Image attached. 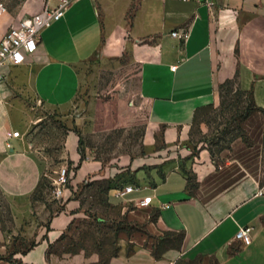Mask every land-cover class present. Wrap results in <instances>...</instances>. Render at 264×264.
<instances>
[{
	"label": "crops",
	"instance_id": "0c3cea01",
	"mask_svg": "<svg viewBox=\"0 0 264 264\" xmlns=\"http://www.w3.org/2000/svg\"><path fill=\"white\" fill-rule=\"evenodd\" d=\"M42 3L26 0L17 15L2 16L0 38L9 24ZM124 53L139 63V94L148 102L151 128L163 129L165 152L184 140L198 111L219 103V85L227 79L236 77L238 87L251 90L255 104L264 108V0H72L64 15L40 32L33 55L0 68V193L11 234L33 244L14 257L21 264H85L83 253L61 259L55 250L81 212L79 185L101 179L107 190L99 220L125 221L130 231L122 240L132 247L109 264H264L260 110L243 122L251 146L237 138L220 153L227 161L216 164L202 148L187 163L195 175L191 188L173 157L132 173L107 174L99 161H80L76 137L69 133L61 155L74 169L63 198L52 199L62 208L33 199L46 168L35 151L36 116L25 96H47L44 104L56 107L61 101L50 98L54 81L48 64L70 67L95 55L113 61ZM153 140L151 132L149 147ZM127 185L134 189L117 195ZM145 196L151 197L149 204L138 205ZM245 226L251 235L247 245L235 239ZM154 238L167 245L158 251ZM0 264L11 263L0 259Z\"/></svg>",
	"mask_w": 264,
	"mask_h": 264
},
{
	"label": "rangeland",
	"instance_id": "374dc122",
	"mask_svg": "<svg viewBox=\"0 0 264 264\" xmlns=\"http://www.w3.org/2000/svg\"><path fill=\"white\" fill-rule=\"evenodd\" d=\"M8 12L17 15L26 0H5ZM46 66V65H44ZM50 81H54V92L50 97L56 107L45 105L49 99L39 94L25 96V101L34 107L36 116L31 133L34 135L35 151L45 162V176H54V171L61 166L68 170L74 167L62 158L65 141L69 133L77 140L80 161L96 160L107 168V174L132 173L138 167L147 168L149 164H158L161 158L173 157L178 166L188 176L191 188L195 175L187 169V163L198 155L202 148L213 152L216 164L227 161L220 153L230 149L231 139L237 134L239 118L237 111L244 105L235 103V90L238 88L236 77L230 79V92L223 105H210L198 111L191 125L185 129L183 141L175 142L167 152L162 138L163 129H152L148 121L149 105L139 94V63L127 53L113 61L102 60L95 55L89 60L70 67L48 64ZM46 76V75H45ZM46 76V77H47ZM235 117V119H233ZM154 137L152 147L148 146V136ZM247 146L252 140L246 135L241 138ZM261 168V180L264 181V137L258 157ZM46 177V178H48ZM111 177V176H110ZM108 177V178H110ZM113 178V177H111ZM47 183V180H42ZM107 183L93 179L81 183L75 196L81 201V212L56 247L55 253L61 259L69 255L83 253L85 264H109L112 256L118 253H129L132 247L122 240L130 231L122 219L99 220L100 212L105 211L102 199L105 196ZM43 201L54 209L62 206L60 201H53L50 191L44 187ZM33 195L38 196L39 192ZM12 219L7 213V205L0 193V259L11 260L19 264L14 255L24 253L31 245L30 241L11 234ZM177 237L170 238L175 244ZM153 243L158 251L167 245L165 239L154 238Z\"/></svg>",
	"mask_w": 264,
	"mask_h": 264
},
{
	"label": "built area",
	"instance_id": "2783aa9c",
	"mask_svg": "<svg viewBox=\"0 0 264 264\" xmlns=\"http://www.w3.org/2000/svg\"><path fill=\"white\" fill-rule=\"evenodd\" d=\"M72 0H43L42 8L27 16L17 19L9 24L0 38V68L4 65H19L26 61L28 56L33 55L38 48L40 32L59 20ZM188 2L190 0H180ZM8 13L5 0H0V18ZM177 35L178 32H172ZM176 66H171L175 70ZM2 75L0 74V83ZM54 176H50V194L54 199H61L68 188L70 171L66 166H61L54 171ZM134 189L132 185L124 186L117 191V195H124ZM150 196L142 198L138 205H148ZM235 239L247 245L251 242L250 227H241L235 233Z\"/></svg>",
	"mask_w": 264,
	"mask_h": 264
},
{
	"label": "trees",
	"instance_id": "16d2710c",
	"mask_svg": "<svg viewBox=\"0 0 264 264\" xmlns=\"http://www.w3.org/2000/svg\"><path fill=\"white\" fill-rule=\"evenodd\" d=\"M231 83V80L230 79H227L225 80L223 83H221L219 85V95H220V105H223L226 101V95H228V93L230 92V90L228 89V85ZM223 92H226V95H224ZM235 96H236V99H235V103H239L241 100V98L244 96L245 97V100L243 101L244 105L242 106L241 110H238L237 111V115L235 117H238L239 118V121L241 123V125H238V132L236 135L233 136V138L231 139V142L232 140H234L235 138L237 137H241L243 139H246V134L244 132V129H243V122L255 111L257 110H260V111H263L264 112V108H261V107H258L255 102H254V99H253V95H252V91L251 90H242L240 89L239 87L236 88L235 90ZM235 117L233 119H235ZM211 153V156H213V152L210 151ZM48 176H45L43 175L40 180H39V183L35 189V191H37V193L39 192L38 196L34 197L33 196V199L34 200H43V196H42V189L47 188L49 191H50V177L46 178ZM42 180H47V183H44ZM189 181V180H188ZM107 190V188H106ZM36 192H34L35 194ZM106 193V191H105ZM33 194V195H34ZM105 197V196H104ZM55 201V200H54ZM102 202H105V199L103 198L102 199ZM62 208V206H60L58 209L56 210H60ZM65 235V233H63L61 235V238L59 239V242L62 240L63 236ZM33 244L31 243L30 247L32 246ZM29 247V248H30ZM28 248V249H29ZM9 261L11 264H13V262L11 260H7ZM19 264H21L19 262Z\"/></svg>",
	"mask_w": 264,
	"mask_h": 264
}]
</instances>
